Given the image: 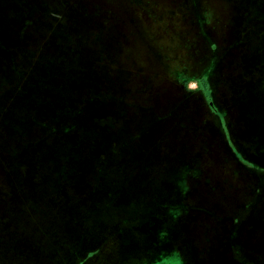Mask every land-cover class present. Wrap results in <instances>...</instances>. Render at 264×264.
Instances as JSON below:
<instances>
[{
  "label": "trees",
  "instance_id": "obj_1",
  "mask_svg": "<svg viewBox=\"0 0 264 264\" xmlns=\"http://www.w3.org/2000/svg\"><path fill=\"white\" fill-rule=\"evenodd\" d=\"M54 1H58L62 5L64 12L61 15H63L65 23L61 26L66 30L57 31L56 35H52L51 32L50 37L77 38L80 43L85 44H87V38L90 37L92 38L91 46L95 45L97 42L92 41L97 38L92 35L95 34L96 28L101 27L103 20L96 21L97 11L96 8L92 9L95 6L93 4H90L89 8L87 5L86 7L82 6L85 5L84 0H0V8H4L3 13L5 14L4 29L5 32L10 31L0 39V87L7 86L5 83L8 77L13 76V82H16L6 91L10 93L15 91L21 102H27L24 116H19L26 117L28 120L26 122L30 124L28 130L23 132V135L28 136L27 141H24L28 146L27 150L24 147L18 148L15 151L16 158L14 160L18 159L17 162L23 166L26 157L27 165L34 159V162L31 163L34 167L32 173L22 175V178L25 179L26 176V180L33 183V186L27 190L22 187L17 188L13 193L12 190L0 191V197L12 200L15 197L44 198L38 203L34 200L32 204L29 200L24 206L19 202L11 201L10 206L6 207V209H12L8 215L10 217L9 224H11L10 233L6 237V240L10 238V243L4 242L3 235H0V264H91V259L96 262L94 259L96 254L91 249L92 245L88 244V239L101 227L106 226L114 231L115 228L118 229L124 225L122 219L120 221L119 219H110L109 211L118 209L116 206L119 202L117 203L116 200L121 194L120 186L129 182L130 175L135 170H139L141 167L146 168L157 154L155 151V128L157 125L162 124V121H171L175 117L173 113H192V103H194V109H198L200 113H204V109L210 107L214 109V104L211 105L213 87L210 83L212 80L219 83L221 77H223V81L232 78L231 81L239 83L241 100L238 102L241 113H247V115L250 113V116H255L257 107L264 104V102L259 103L260 93L257 94L253 88L251 90L249 85L255 74L252 73L248 77L247 68L239 71L236 66H233L231 69L230 62L227 60L229 54L232 55L234 50L247 49L248 43L244 39L249 35L252 39L257 38V43L253 42V48L250 50L253 52L252 55L256 58L264 57V1L261 2V5L260 0L254 1L255 4H258V9L251 16H247L248 19L255 22L251 28L246 24L238 25L235 20L233 22L223 15V38L225 39L223 55H220L217 46L210 42L208 50L214 55V60L208 66L209 68L202 69L203 75L194 78L199 91L206 98L205 101L201 96L191 97V93L187 91L179 106L170 109L164 103L157 104V107L149 105L147 108H150L151 113H142V111L141 113L139 111L127 113V108L131 106V103L125 101V83L119 82L121 78H124L123 69L111 70L110 76L117 78V81L109 86L105 85L106 89L97 97L99 105H97L96 113H92V109L85 112V107L88 108V104L97 99L91 97L92 94L83 95L85 89H90L88 86L95 85L92 83L93 78L92 80L87 79L88 86L80 89L79 86H71V83L69 82V84L66 80L69 69L79 60L80 52L83 49V46L79 47L78 40L65 44V53L61 54L63 62H58L64 63V69L62 68L64 71L60 70V78L56 74H52L53 76L46 74V77L44 75L43 79L37 80L34 74L28 73L26 79H23L26 75L23 71L31 69L33 71L36 68L37 46L35 41L31 40L35 36L30 37L27 27L30 25L33 29L35 28V19L33 18L36 7L46 10V7ZM238 4L242 5L243 9L245 6L247 12L253 6L246 0L244 3ZM30 8L34 12L28 14ZM107 14L110 15L113 12L108 11ZM83 16L91 19H89L90 26L86 25L89 29H76L77 24L84 21ZM107 23L111 24L114 31L103 29V32L106 38L114 39V41L111 40L113 42L111 44L115 50L116 46L118 48L121 46L120 40L126 42L128 36L124 32V25H121L120 29L119 21L117 25L111 20H107ZM12 26L13 28L10 29ZM236 27L239 29H234ZM255 27L258 28L256 32L253 31ZM116 30H120L118 34L115 33ZM229 36L233 38L234 42L229 41L230 43L227 44L226 38ZM231 43L233 44L231 45ZM124 44L126 45L127 42ZM243 60L242 56V62ZM44 63L47 62L44 61ZM51 69L50 65L45 66V70ZM227 70L230 71V77L226 76ZM231 70L233 71L231 72ZM261 72H264V69ZM247 78H250L249 81ZM240 79L243 81L241 82ZM241 83H247L249 88L246 89L245 86L241 88ZM251 85L253 87L252 82ZM256 88L258 89V87ZM90 91L95 93L93 89ZM123 108L126 111L121 112L120 110ZM106 109L110 113H102ZM176 118L177 122L180 121L181 126H186L187 118L184 115ZM14 128L16 129V127ZM181 163L183 168H187V164ZM72 168L76 170V176L77 179H80L81 185L66 189L64 184L62 185L63 190L61 188L57 191L44 188L46 183L48 186L53 181H71L72 176H69V172ZM120 176L126 180H119ZM36 183H43V187L41 184L37 187ZM67 198L71 200L67 201ZM72 200L75 202L72 205L73 211H70L67 205L71 204ZM222 220L216 216V221L213 223V231L217 228L220 232L217 234H222L221 242L229 233L228 227L222 226ZM213 252L217 255L211 263L204 262L202 254H200L201 259L196 264H229L226 257L223 256V250H213Z\"/></svg>",
  "mask_w": 264,
  "mask_h": 264
},
{
  "label": "rangeland",
  "instance_id": "obj_2",
  "mask_svg": "<svg viewBox=\"0 0 264 264\" xmlns=\"http://www.w3.org/2000/svg\"><path fill=\"white\" fill-rule=\"evenodd\" d=\"M246 1L253 4L248 12L245 6L243 9V6L238 4L244 3V0H84L85 5H82L84 7L90 4L95 5L92 9L96 8V21L101 22L103 20L101 27L96 28L95 34L92 35V37L97 38V40L92 41L97 42L93 46H91L90 40L92 38L90 37L87 38V44L80 43L77 38L73 39L63 35L62 38L50 37L51 32L52 35H56L55 32L66 30L61 26L65 23L62 18L63 15H61L64 11L58 1H54L50 6L48 5L46 10L36 7L34 12L30 8L28 9V14L32 11L34 12L35 28L33 29L29 25L27 30L30 31L31 38L35 36L31 40H34L37 46V55L35 57L36 68L33 71L32 69L23 71L26 74L23 79H26L28 73L34 74L37 80L43 79L44 75L46 77V74H51V76L56 74L60 78V70L64 71V63L60 64L58 62H63L61 54L64 55L65 53V44L78 40L79 47L83 46V49L80 52L79 60L69 69L67 73L68 79L66 80H68V83H71H69L71 86H79L80 89L88 86L87 79L92 80L93 78L92 83L95 85L88 87L93 89L95 93L90 91V89H85L83 95L89 96L92 94L91 97H99V94L106 89L105 85L109 86L114 81H117V78L110 76L111 70L123 69L125 72L124 78H121L119 82L125 83V101L131 103V106L127 108V113H137L138 111L140 113L141 111L142 113H151L150 108H147L149 105H156L157 107V104L162 103L173 109L182 104L187 91L195 89L196 84L192 80L203 75L202 69L208 67L213 62L214 55L208 50L210 42L214 43L218 48L219 54L223 55V44L225 41L223 38V15L226 19H231L233 22L235 20L238 25L246 24L249 28L255 23L252 22V19H248L247 16H251L258 9V4L254 3L255 0ZM263 1L260 0V5ZM108 11L113 12V14H107ZM82 18L84 23H78L76 29H89L86 25L90 26V17L83 16ZM107 20H111L115 25L119 21L120 29L121 25H124V32L128 36L126 45L124 44L126 42L120 40L121 46L119 48L116 46L114 50L111 44L113 43L111 40L114 41V39H110L109 35L106 38L103 32V29L114 31L111 24L107 23ZM12 28L13 26L10 29ZM234 29L239 28L236 27ZM257 29L255 27L253 31L256 32ZM32 31H34V34H32ZM118 31L120 30H116L115 33L118 34ZM226 40L228 41L227 44L232 41L234 42L230 36ZM244 41L248 43L247 49L240 48L239 51L234 50L232 55L229 54L227 60L232 62L239 71L247 68L248 77H250L252 73L257 72L252 69V63H256L258 58L254 57L252 55L253 52L250 51L253 48V42L257 43V38L252 39L249 35ZM242 56L245 63L242 62ZM44 61L47 63H44ZM48 65L52 67L49 71L45 70V66ZM228 71H226V76L230 77V71ZM12 77H8L5 83L7 86L0 87V191L12 190L13 193L17 188L22 187L24 190H27L33 186V183L28 182L26 176L25 179L22 178V175L32 173L34 167L31 163L34 162V159L27 165L28 160L26 157L23 161V166L17 162L18 159L14 160L16 158L15 151L18 148L24 147L27 150L28 146L24 141H27L28 136L26 134L23 135V132L28 130L27 128H29L30 124L26 122V117L21 118L25 114L24 110L27 107V102H21V99L16 96L15 91L11 93L6 91L9 89L8 87L16 82H13L14 78L12 79ZM249 79L247 78L248 81ZM251 82L253 83V81L249 82L251 90L252 88L253 90H257V86L253 85L252 87ZM247 85V83H241L240 87L245 86L247 89L249 88ZM98 101L99 98L89 104L87 103L89 110L85 107V112L92 109L91 112L96 113V109H98L97 105H99ZM137 105L139 107H135ZM120 111H126V109L123 108ZM102 113L110 112L106 109ZM69 176H72L69 182L53 181L48 186V183H46V187L44 188L55 189L57 191L64 184L66 189L75 185H81L74 168L69 172ZM119 180H126V178L120 176ZM138 181L135 180L132 184L120 186L121 191L126 189L123 194L124 198L121 197L119 200L116 206L118 209L109 211L110 219H119V221L122 219L121 221H124V225L118 228L122 243L123 239L127 237V232L130 231V228L144 226L143 212L142 210L140 212L139 207L133 203L140 198ZM40 184L36 183V186L38 187ZM41 187H43V183ZM29 200L31 201L30 204H32L34 200L38 203L40 200H44V198L15 197L12 200L11 198L0 197V235H3L4 242L10 243V238L6 240V237L10 233L9 227L11 226L8 215L12 211V209H6V207L10 206L11 201L19 202L24 206ZM70 200V198H67V201ZM74 202L75 200H72L71 204L67 205L70 211H73L72 205ZM150 239L147 241V246L150 245L149 262L137 255H131V257L128 255L126 258V255H123L119 249L115 255L120 253L121 255L119 260L114 264H185L180 254L172 248L167 235L162 236L161 232L159 233L158 230H155L151 234ZM130 246L135 247L133 244H128L125 250L131 252ZM143 247L144 249L146 248L145 241ZM101 256L102 252L99 259ZM107 256H109L108 250L105 251V259ZM104 264H109V258Z\"/></svg>",
  "mask_w": 264,
  "mask_h": 264
},
{
  "label": "crops",
  "instance_id": "obj_3",
  "mask_svg": "<svg viewBox=\"0 0 264 264\" xmlns=\"http://www.w3.org/2000/svg\"><path fill=\"white\" fill-rule=\"evenodd\" d=\"M3 12L2 7L0 39L10 33L5 32ZM230 65L232 69L233 63ZM263 65L264 57L252 63L257 72L251 81L258 87L260 104L264 102ZM231 80L224 82L221 77L219 83L211 81L214 109L200 113L192 103V113H173L171 121L161 120L157 125V154L126 183L139 180L140 198L134 202L143 212L144 226L130 228L123 243L119 229L101 227L88 239L96 254V262L91 259V264H104L108 258L109 264H114L121 253L149 262L147 241L155 230L167 235L185 264H196L200 254L204 262L211 263L217 255L213 250H223L229 264H264V104L257 107L255 116L241 113L239 83ZM192 82L196 87L188 91L190 96L205 101L195 79ZM181 115L187 118L185 127L177 122ZM216 216L229 229L223 242L218 229L213 231ZM128 244L135 246H130L131 252L125 250ZM119 249L121 253L115 255ZM106 250L109 256L105 259Z\"/></svg>",
  "mask_w": 264,
  "mask_h": 264
}]
</instances>
